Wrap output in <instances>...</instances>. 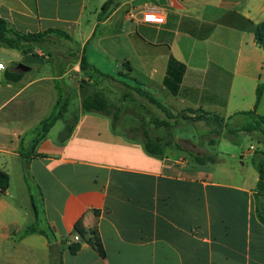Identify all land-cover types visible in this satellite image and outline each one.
Wrapping results in <instances>:
<instances>
[{
	"label": "crops",
	"instance_id": "obj_1",
	"mask_svg": "<svg viewBox=\"0 0 264 264\" xmlns=\"http://www.w3.org/2000/svg\"><path fill=\"white\" fill-rule=\"evenodd\" d=\"M107 1L0 0V17L17 32L59 29L72 38L49 36L36 50L50 60L28 72L16 69L21 50L0 49V169L10 177L0 194V264H264V195L253 164L264 138L240 132L228 141L252 135L255 150L219 157L224 137L215 139L206 121L182 117L203 111L227 122L255 109L258 90L264 115V47L254 33L264 23V0H115L99 22ZM149 10L165 23L143 22ZM48 48L68 49L73 60ZM83 56L111 77L100 82L104 93L123 92L119 105L104 94L121 110L115 127L112 116L83 109ZM46 61L54 71L41 70ZM12 73L23 77L11 81ZM70 90L77 109L66 118L68 106L63 125L34 147V132ZM151 112L157 117L146 119ZM144 127L162 141V154L146 150ZM196 156L217 162L198 165ZM79 221L98 232L105 256L80 234L72 253L66 242ZM32 227L44 233L27 234Z\"/></svg>",
	"mask_w": 264,
	"mask_h": 264
},
{
	"label": "trees",
	"instance_id": "obj_2",
	"mask_svg": "<svg viewBox=\"0 0 264 264\" xmlns=\"http://www.w3.org/2000/svg\"><path fill=\"white\" fill-rule=\"evenodd\" d=\"M115 7V0H108L102 7V10L99 14L98 21L102 22L111 14L112 10ZM255 38L258 45L264 47V23L260 25H256L254 28ZM98 34V30L96 29L94 36ZM49 36H55L58 38H62L64 40H72L71 36L59 29H50L41 33L35 34H21L16 30L12 29L8 23L0 17V49H15V50H24V49H36L37 47H41L45 44L47 38ZM127 65V64H126ZM81 71L86 75L89 80L93 82L90 83L89 80H84L81 83V88L84 89V97H83V109L89 113H99L106 116H112L113 118V126L115 127L120 118L121 110H114V105L108 100V98L104 95V92L99 88L100 82L103 78H111L107 75L101 73L97 68L92 66L86 58L83 56L80 62ZM8 79L11 81H19L22 79L23 74L15 73L8 74ZM172 89V88H170ZM173 90V89H172ZM137 93L147 99L150 103L154 104L157 108L161 109L167 116L170 118L171 115L168 109L157 102L155 98H153L150 94L143 92L141 90H137ZM174 94H177L176 90H174ZM262 93L258 90L257 95V103L254 110L249 112H241L235 114L231 118L226 120L220 117L217 114H207L203 111L193 112L196 113V117L188 118L186 116H182L185 119L191 121H206L207 124L213 127L212 134L215 139H219L220 137L231 138L240 132L245 133H255L258 132L264 138V115H260L257 113V107L261 100ZM68 99H65L62 96L61 100L58 102L54 113L51 117L44 120L40 126L34 132V147L37 146L42 140H44L51 128L61 120L65 113L68 110ZM235 117H242L245 119V123L239 128H232L230 122ZM160 124H162L160 122ZM169 126V124H167ZM73 130L72 126L67 127L66 135H64L63 139L69 137ZM144 142L146 150L152 155H160L163 153L162 149V141L160 139L152 138L147 130V128H143ZM216 144V141L213 145ZM194 161L198 165H207V164H216L217 159L215 156H196ZM253 164L256 167L259 173V182H258V194L260 196L264 195V152L260 151L253 158ZM27 166V164H26ZM10 186V177L7 172L0 169V194H5ZM261 221L264 223V211L260 210L259 212ZM40 232L44 233L38 228L32 227L27 231V234ZM75 232L80 234L82 237H87L90 235L88 241L92 244L96 250L102 255L105 256L104 248L102 246L101 240L99 238L98 232L94 229L87 232L84 229L82 221H79L75 226ZM74 232V233H75ZM81 244H76L72 246L70 249L72 253H76L80 249Z\"/></svg>",
	"mask_w": 264,
	"mask_h": 264
},
{
	"label": "rangeland",
	"instance_id": "obj_3",
	"mask_svg": "<svg viewBox=\"0 0 264 264\" xmlns=\"http://www.w3.org/2000/svg\"><path fill=\"white\" fill-rule=\"evenodd\" d=\"M54 51H51V48H48V52L53 54V55H59V53H62L64 56L68 57L69 58V53L70 51L68 49H62L61 51H57L56 49L52 48ZM51 56V55H50ZM69 60H73L71 57L69 58ZM43 71H48V70H52L54 71L53 69V65H51V62L49 61H46L45 65L42 66V69ZM69 79L66 78V82H69L68 81ZM83 82L80 81V84ZM105 91V95L111 100V101H114L116 103H118V105L120 104L119 103V100H121L122 98V93L123 92H120V94L118 93L117 95H115L116 93H108L107 90L103 89ZM117 92V90H115ZM125 92H127V90H123ZM64 98L65 99H68V103H69V113H67L65 116L66 118H71V114L73 111H75L78 107V97L76 96V93L75 91L73 90H70L69 93L66 92V94L64 95ZM144 100V99H143ZM156 110V108H155ZM146 119H150L151 120V117H157V113L156 112H151L150 116L148 114H146ZM124 121H125V118H124ZM124 124L125 125V123ZM64 121H60L58 122L57 124V129L59 128V126L63 125ZM131 125H139V121H136L135 124H131ZM141 126V124L139 125ZM186 128H189L190 130L192 131H195V133H198L200 136H203V133H201L195 126V124H192V123H189V124H186L185 126ZM56 129V130H57ZM56 130L54 131V133L56 132ZM154 131V130H153ZM163 131V130H162ZM242 138V139H241ZM238 140L235 142H230L228 141L229 138H224L223 140H220V144L217 145L216 147V154H218L219 157H224L225 154H234V153H237L238 156L239 154L245 152L246 150H248L251 146H258V140H257V137L255 136H252V135H241V136H236L235 137V140ZM252 159V158H250ZM251 162V161H250ZM211 166H213L211 164Z\"/></svg>",
	"mask_w": 264,
	"mask_h": 264
},
{
	"label": "built area",
	"instance_id": "obj_4",
	"mask_svg": "<svg viewBox=\"0 0 264 264\" xmlns=\"http://www.w3.org/2000/svg\"><path fill=\"white\" fill-rule=\"evenodd\" d=\"M166 21V17L163 13L154 11V10H149L143 15V22L148 23V24H153V25H162ZM35 54L38 56L42 57L44 60H50V56L45 53L44 51H37L36 49L33 50ZM4 69V64H0V70ZM255 147L251 146L248 151H254ZM81 242V237L79 234L74 233L68 240L67 244L68 246L72 247L76 244H79Z\"/></svg>",
	"mask_w": 264,
	"mask_h": 264
},
{
	"label": "water",
	"instance_id": "obj_5",
	"mask_svg": "<svg viewBox=\"0 0 264 264\" xmlns=\"http://www.w3.org/2000/svg\"><path fill=\"white\" fill-rule=\"evenodd\" d=\"M34 49H24L21 51L22 59L17 64L16 69L21 72H28L33 67L44 64V59L33 52ZM11 58H9L10 60Z\"/></svg>",
	"mask_w": 264,
	"mask_h": 264
}]
</instances>
